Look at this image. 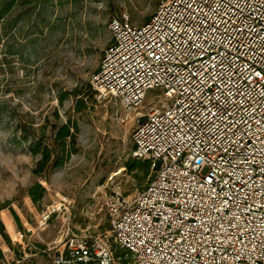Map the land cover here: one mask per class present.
<instances>
[{
    "label": "built area",
    "instance_id": "obj_1",
    "mask_svg": "<svg viewBox=\"0 0 264 264\" xmlns=\"http://www.w3.org/2000/svg\"><path fill=\"white\" fill-rule=\"evenodd\" d=\"M157 8L139 26L111 19L113 43L91 78L98 99L127 110L119 122L133 120V158L152 163L132 196L102 187L124 253L67 230L47 250L51 264H264V0ZM7 252L0 264L22 263Z\"/></svg>",
    "mask_w": 264,
    "mask_h": 264
},
{
    "label": "rangeland",
    "instance_id": "obj_2",
    "mask_svg": "<svg viewBox=\"0 0 264 264\" xmlns=\"http://www.w3.org/2000/svg\"><path fill=\"white\" fill-rule=\"evenodd\" d=\"M0 0V10L3 7ZM160 0H16L0 21V253L9 249L21 264H51L47 251L61 232L108 239L116 254L102 196H132L152 171H130L133 120L114 97L98 99L91 78L113 43L109 23L128 15L146 24ZM157 90L147 93L154 100ZM64 97L63 102L60 98ZM76 123L74 152L60 168L35 174L41 154L33 144L56 151L54 132ZM52 156V159L55 156ZM147 161V160H144ZM44 187L34 202L30 190ZM57 209L46 221V213ZM30 232H27V231ZM24 234L22 242L18 235ZM20 241V240H19Z\"/></svg>",
    "mask_w": 264,
    "mask_h": 264
},
{
    "label": "trees",
    "instance_id": "obj_3",
    "mask_svg": "<svg viewBox=\"0 0 264 264\" xmlns=\"http://www.w3.org/2000/svg\"><path fill=\"white\" fill-rule=\"evenodd\" d=\"M3 3V7L0 10V21L3 19L4 14L10 10L16 3V0H1ZM151 18V17H150ZM149 18V19H150ZM147 20V22L149 21ZM91 88V87H90ZM92 89V88H91ZM95 93V91H94ZM64 97L60 98V101L63 102ZM78 125L76 123H67L61 124L57 127L54 132V144L57 148L56 155L55 151L49 149L48 145L44 146L41 149L42 141L41 139L37 140L32 146V152L34 155L41 154V159L38 161L37 168L35 169V174L37 175H45V171L48 168L51 170L60 168L64 165V163L70 158V156L74 152V144L76 141L77 133H78ZM55 156L52 159V156ZM151 164L149 161L137 160L133 158L129 165L128 169L130 171L143 169L146 170L151 169ZM44 187L41 184H35L30 190V196L34 202L41 200L45 194Z\"/></svg>",
    "mask_w": 264,
    "mask_h": 264
},
{
    "label": "bare ground",
    "instance_id": "obj_4",
    "mask_svg": "<svg viewBox=\"0 0 264 264\" xmlns=\"http://www.w3.org/2000/svg\"><path fill=\"white\" fill-rule=\"evenodd\" d=\"M57 210V209H56Z\"/></svg>",
    "mask_w": 264,
    "mask_h": 264
}]
</instances>
